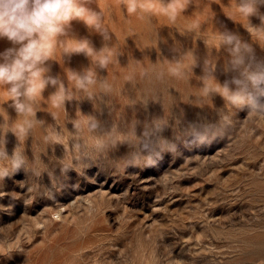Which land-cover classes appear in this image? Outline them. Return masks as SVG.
<instances>
[{
	"label": "rangeland",
	"instance_id": "rangeland-1",
	"mask_svg": "<svg viewBox=\"0 0 264 264\" xmlns=\"http://www.w3.org/2000/svg\"><path fill=\"white\" fill-rule=\"evenodd\" d=\"M143 2L152 7L129 15L123 0H89L87 7L101 12L109 39L82 20L71 21L67 35L60 37L65 45L55 49L45 67L46 75L73 88V99L57 109L50 103L57 88L46 86L35 105L38 123L23 141L11 131L22 117L0 90V139L8 153L22 147L36 165L54 168L64 157L72 168L52 181L45 175L43 185L48 187L39 191L23 172L0 179V247L6 246L0 249V264H137L141 255V264H264V116L237 110L218 93L201 97L206 67L221 85L232 75L223 71L229 57L219 46L218 34L229 29L256 48L257 59H264V33L254 29L264 27V21L260 15H241L239 0H176L175 21L162 11L160 0ZM259 13L264 15V7ZM81 40L96 52L110 48L115 55L107 69L96 65L97 57L64 53L78 49ZM10 47V41L0 38V52ZM107 48L102 55L109 54ZM178 62L182 77L167 71ZM88 70L95 71L98 82L107 79L114 90L105 94L99 84L90 86L94 95L89 98L74 89L69 72ZM215 82L205 81L213 88ZM220 111L230 116L223 136L196 144L182 134L185 122L198 116L217 120ZM87 116L98 127L75 138L73 144L82 143L75 153L71 142H46L50 128L67 135L74 131L73 121L83 124ZM157 117L169 119L164 136L176 140L178 147L162 153L154 164L130 161L132 149L123 141L131 125L136 124L139 135L143 124ZM73 156L80 162L72 164Z\"/></svg>",
	"mask_w": 264,
	"mask_h": 264
},
{
	"label": "clouds",
	"instance_id": "clouds-1",
	"mask_svg": "<svg viewBox=\"0 0 264 264\" xmlns=\"http://www.w3.org/2000/svg\"><path fill=\"white\" fill-rule=\"evenodd\" d=\"M89 0H0V38L7 39L13 47L0 52V90L12 101L15 111L22 117L14 125L11 131L23 141L38 121L36 116V102L41 99L42 92L48 85L55 86L56 92L50 97L53 107L64 108L65 101L73 99V91L65 88L64 83L57 77L46 75L49 71L45 67L46 61L53 58L56 48L65 45L66 41L60 37L67 35V30L73 20H82L86 25L99 32L105 40L109 39L108 31L103 25V16L87 7ZM124 8L129 15L137 13L140 9H150L152 5L145 4L143 0H123ZM162 11L169 14L173 21L176 19L178 4L176 0L163 3L160 0ZM239 13L248 18L252 15H260L264 21V15L259 13V8L264 7V0H239L236 6ZM182 10V9H181ZM264 33V27L255 28ZM219 35V46H223L228 53V60L223 67L226 74H232L230 79L221 85L215 82L210 67H206L204 86L201 89L202 98L212 94H220L229 105L237 110L247 109L248 113L264 116V59H257L254 49L243 41L238 34L222 32ZM78 49L64 53H85L90 57H97L95 63L102 69H107L112 62L110 48L105 47L100 52L94 51L87 40L77 41ZM109 54L102 55L105 49ZM176 63V67L169 68V73L175 77L185 75L184 71ZM69 81L74 82V89L81 90L92 98L94 92H90V86H101V92L110 94L114 88L107 79L98 82L96 73L88 70L83 74L69 72ZM211 79L216 87H209L206 80ZM3 109H0V113ZM229 114L219 112L217 120H209L198 116L193 121H187L183 125L182 134L191 137L192 143H210L223 136L228 129ZM74 131L67 135L63 131L50 128L45 136L49 144L65 145L71 142L70 149L75 153L79 145L73 141L83 131L92 132L97 129L98 122L92 116L83 117L73 121ZM8 129V125L3 126ZM170 127L167 117L153 118L144 123L142 132L138 135L136 124L131 125V131L126 134L123 143H127L131 151L130 161L139 160L144 164H154L162 153L172 152L178 147L177 141L164 136V132ZM96 146L100 147L98 140ZM74 157V156H73ZM58 160L61 163L56 167H49L42 163L36 165L25 156L22 147H16L11 154L5 148V141L0 139V179L9 175L23 172L26 179L37 185V190L47 188L43 185L45 175L49 180H55L58 175H66L72 170L71 165L65 162V158ZM75 157L72 164L78 163Z\"/></svg>",
	"mask_w": 264,
	"mask_h": 264
},
{
	"label": "bare ground",
	"instance_id": "bare-ground-1",
	"mask_svg": "<svg viewBox=\"0 0 264 264\" xmlns=\"http://www.w3.org/2000/svg\"><path fill=\"white\" fill-rule=\"evenodd\" d=\"M212 6H214V4H213ZM211 8H212V7H211ZM216 9H217V8H216ZM210 10H211V9H210ZM213 11H214V10H213ZM237 11H238V10H237ZM235 12H236V11H235ZM216 13H217V12H216ZM229 13H230V12H229ZM213 14H215V13H213ZM237 14H238V12H237ZM215 15H217V14H215ZM262 15H263V13H262ZM251 17H252V16H251ZM223 18H224V17H223ZM234 18H235V17H234ZM214 19H215V17H214ZM214 19H213V20H214ZM220 19H221V18H220ZM220 19H219V20H220ZM232 19H233V18H232ZM222 20H223V19H222ZM227 20H229V19H227ZM227 20H226V23H227ZM235 20H237V19H235ZM215 21H216V20H215ZM217 21H218V19H217ZM250 21H251V19H250ZM250 21H249V23H251ZM201 22H202V21H201ZM228 22H229V21H228ZM221 23H222V22H221ZM226 23H225L224 26H226ZM246 23H247V22H246ZM244 24H245V23H244ZM247 24H248V23H247ZM258 24H259V23H258ZM236 25H237V24H236ZM218 26H219V25H218ZM248 26H249V25H248ZM197 27H198V26H197ZM219 27H221V26H219ZM219 27H217V28H219ZM230 27H231V26H230ZM240 27H241V26H240ZM200 28H201V27H200ZM242 28H243V26H242ZM220 29H221V28H220ZM220 29H219V30H220ZM223 29H224V28H223ZM239 29H240V28H239ZM254 29H255V28H254ZM204 30H205V29H204ZM219 30H218V31H219ZM221 31H222V30H221ZM226 31H227V28H226ZM229 31H230V30L228 29V32H229ZM245 31H246V29H245ZM245 31H244V32H245ZM251 31H252V30H251ZM222 32H223V31H222ZM230 32H231V31H230ZM244 32H243V33H244ZM254 32H255V31H254ZM220 33H221V32H220ZM242 35H243V34H242ZM249 36H250V35H249ZM160 37H161V36H160ZM161 39H162V38H161ZM200 39H202V38H199V39H197V40H200ZM195 40H196V39H195ZM163 41H164V40H163ZM204 41L206 42V40H204ZM209 41H210V40H209ZM209 41H208V42H209ZM199 42H200V41H199ZM202 42H203V41H202ZM258 42H259V41H258ZM206 43H207V42H206ZM211 43H212V42H211ZM262 43H263V41H262ZM184 44H185V43H184ZM193 44H194V43H193ZM213 44H215V43H213ZM216 44H217V43H216ZM216 44H215V45H216ZM263 44H264V43H263ZM166 45H167V44H166ZM208 45H210V44H208ZM194 46H195V44H194ZM210 46H211V45H210ZM212 46H213V45H212ZM170 47H171V46H170ZM204 47H205V46H204ZM196 48H197V47H196ZM198 48H199V45H198ZM211 48H212V47H211ZM215 48H217V50H218L220 47H219V48H218V47H215ZM263 48H264V47H263ZM206 49H207V47H206ZM208 49H209V46H208ZM224 49H225V48H224ZM172 50H173V49H172ZM201 50H202V49H201ZM217 50H216V51H217ZM255 50H256V48H255ZM255 50H254V51H255ZM193 51H195V50L193 49ZM211 51H212V50H211ZM256 51H257V50H256ZM256 51H255V52H256ZM165 52H166V51H165ZM165 52H164V54H165ZM196 52H198V51L196 50ZM204 52H205V51H204ZM222 52H223V50H222ZM262 52H264V51H262ZM262 52H261V53H262ZM155 53H156V50H155ZM171 53H172V52H171ZM205 53H206V52H205ZM225 53H226V52H225ZM197 54H198V53H197ZM262 54H263V53H262ZM200 55H201V54H200ZM216 55H219V54H215V57H217ZM226 55H227V54H226ZM147 56H148V55H147ZM185 57H186V55H185ZM200 57H201V56H200ZM263 57H264V56H263ZM169 58L171 59V57H169ZM181 58H182V57H181ZM186 58H187V57H186ZM193 58H194V57H193ZM201 58H202V57H201ZM205 58H206V57H205ZM219 58H220V57H219ZM226 58H227V57H226ZM256 58H257V57H256ZM148 59H149V58H148ZM194 59H195V58H194ZM212 59H214V58H212ZM183 60H184V58H183ZM204 60L207 61L206 59H204ZM222 60H224V59H221V61H222ZM171 62H172V61H171ZM171 62H170V63H171ZM181 62H182V59H181ZM189 62H190V61H189ZM194 62H195V61H194ZM154 63H155V61H153V64H154ZM165 63H166V62H165ZM182 63H183V62H182ZM196 63H197V61H196ZM220 63H221V62H220ZM171 64H172V63H171ZM163 65H164V64H163ZM173 65H174V64H173ZM187 65H188V64H187ZM154 66H155V65H154ZM154 66H153V67H154ZM157 66H158V65H157ZM204 66H205V65H204ZM184 67H185V66H184ZM184 67H183V68H184ZM188 67H189V66H188ZM197 67H198V66H197ZM165 69H167V68H165ZM182 70H183V69H182ZM184 70H185V69H184ZM199 70H200V69H199ZM147 71H148V70H147ZM165 71H166V70H165ZM167 71H168V70H167ZM190 71H191V70H190ZM205 71H206V70H205ZM145 72H146V71H145ZM168 72H169V71H168ZM192 72H193V71H192ZM155 73H156V72H155ZM147 74H148V73H147ZM156 74H157V73H156ZM168 74H169V73H168ZM186 74H187V73H186ZM161 75H162V74H161ZM170 75H171V74H170ZM170 75H169V76H170ZM187 75H188V74H187ZM198 75H199V74H198ZM193 76H194V74H193ZM200 76H201V75H200ZM164 77H166V76L164 75ZM162 78H163V77H162ZM171 78H172V77H171ZM191 78H192V77H191ZM198 78H199V77H198ZM201 78H202V77H201ZM215 78H216V77H215ZM154 79H155V77H154ZM173 79H174V78H173ZM181 79H182V78H181ZM177 80H178V79H177ZM179 80H180V78H179ZM203 80H204V79H203ZM203 80H202V81H203ZM219 80H220V79H219ZM219 80H218V81H219ZM166 81H167V80H166ZM169 81H170V80H169ZM172 81H174V80H172ZM198 81H199V80H198ZM157 82H158V81H157ZM175 82H177V81L175 80ZM180 82H181V81H180ZM189 82H190V80H189ZM199 82H200V81H199ZM148 83H149V82H148ZM153 83H154V85H155L154 80H153ZM210 83H211V79H210ZM218 83H219V82H218ZM157 84H158V83H157ZM159 84H160V83H159ZM171 84H174V83H171ZM182 84H183V83H182ZM188 84H189V83H188ZM199 84H200V83H199ZM201 84H202V82H201ZM212 84H213V83H211V85H212ZM214 84H215V83H214ZM219 84H220V83H219ZM222 84H223V83H222ZM149 85H150V84H149ZM176 85H177V84H176ZM195 85H197V82H196ZM202 85H203V84H202ZM185 86H186V85H185ZM190 86H191V85H190ZM188 87H189V85H188ZM188 87H187V88H188ZM199 87H200V86H199ZM170 88H171V87H170ZM172 88H174V87H172ZM176 88H177V87H176ZM197 89H198V88H197ZM163 90H164V89H163ZM172 91H173V90H172ZM172 91H171V92H172ZM189 91H190V90H189ZM193 91H194V89H193ZM193 91H192V92H193ZM198 91H199V90H198ZM199 92H200V91H199ZM190 93H191V92H190ZM195 93H197V92H195ZM187 94H188V93H187ZM193 94H194V93H193ZM197 94H199V93H197ZM169 95H170V94H169ZM174 95H175V93H174ZM195 95H196V94H195ZM194 97H195V96H194ZM214 97H215V95H214ZM173 98H174V96H173ZM216 98H217V96H216ZM165 99H166V98H165ZM196 99H197V98H196ZM198 99H199V97H198ZM217 99H218V98H217ZM214 100H215V99H214ZM220 101H221V100H220ZM222 101H223V99H222ZM197 102H198V100H197ZM225 102H226V101H225ZM218 103H219V102H218ZM218 103H217V104H218ZM221 103H222V102H221ZM198 104H199V102H198ZM214 104H215V103H214ZM223 105H224V103H223ZM218 106H219V105H218ZM220 106H221V105H220ZM224 106H225V105H224ZM221 107H223V106H221ZM201 109H202V108H201ZM201 109H200V110H201ZM201 112H202V111H201ZM56 118H57V117H56ZM71 119H72V118H71ZM52 120H54V118H53ZM54 122H56V121H54ZM54 122H53V123H54ZM68 127H69V126H68ZM71 130H74V129H71ZM67 134H68V133H67ZM80 135H81V134H80ZM96 135H97V134H96ZM90 136H91V135H90ZM90 136H88V137H90ZM92 136H93V135H92ZM77 137H78V136H77ZM88 137H87V138H88ZM97 137H98V136H97ZM93 138H94V137H93ZM89 139H90V138H89ZM97 139H98V138H97ZM79 140H80V137H79ZM84 140H85V139H84ZM87 140H88V139H86V141H87ZM93 140L96 141L95 138H94ZM93 140H92V141H93ZM86 141H85V142H86ZM92 141H91V142H92ZM10 142H11V141H10ZM82 142H83V140H82ZM85 142H83V143H85ZM80 143H81V142H80ZM80 143H79V144H80ZM86 143H87V142H86ZM76 144H77V143H76ZM76 144H74V145H76ZM79 144H78V145H79ZM81 144H82V143H81ZM88 144H89V141H88ZM88 144H87V146H88ZM85 145H86V144H85ZM8 146H9V145H8ZM87 146H86V147H87ZM10 147H11V146H10ZM8 148H9V147H8ZM84 148H85V147H84ZM260 180H261V179H260ZM260 180H259V183L261 182ZM252 181H254V180H252ZM252 181H251V182H252ZM256 182H257V180H256ZM256 182H255V183H256ZM262 182H264V181H262ZM253 183H254V182H253ZM255 183H254V184H255ZM259 183H257V184L260 185ZM252 185H253V184H252ZM247 187H248V185H247ZM248 188H249V187H248ZM253 188H255V186H254ZM233 189H234V188H233ZM250 189H251V188H250ZM255 189H257V188H255ZM252 191H253V190H252ZM252 191H251V192H252ZM255 192H256V191H255ZM255 192H253V194H254ZM259 193H260V195H261V192H259ZM253 194H252V195H253ZM248 195H249V194H248ZM253 199H254V198H253ZM259 200H261V199H259ZM261 202H262V201H261ZM263 202H264V201H263ZM252 203H253V202H252ZM255 203H257V202H255ZM263 204H264V203H263ZM259 205H260V204H259ZM59 215H60V214H59ZM20 218H21V217H20ZM21 219H22V218H21ZM21 219H20V220H21ZM22 220H23V219H22ZM25 222H26V221H25ZM19 223H20V222H19ZM22 223H24V222H22ZM22 223H20V224H22ZM36 224H38V223H36ZM18 225H19V224H18ZM17 227H18V226H17ZM14 228H15V227H14ZM262 228H263V227H262ZM15 229H16V228H15ZM81 229H82V228H81ZM84 229H85V228H84ZM12 230H13V229H12ZM19 230H20V229H19ZM79 230H80V228L78 229V231H79ZM15 231H17V229H16ZM15 231H14V232H15ZM14 232H12V234H13ZM17 232H18V231H17ZM17 232H16V233H17ZM80 232H81V231H80ZM87 232H88V231H87ZM259 232H260V231H259ZM3 233H5V232H3ZM77 233H78V232H77ZM77 233H74V235H75V234L77 235ZM5 234H6V233H5ZM17 235H18V234H17ZM82 235H83V234H82ZM85 235H87V234H85ZM90 235H91V234H90ZM92 235H93V234H92ZM80 236H81V235H80ZM93 236H94V235H93ZM257 236H259V235H257ZM6 237H8V236H6ZM82 237H83V236H82ZM82 237H81V238H82ZM86 237H87V236H86ZM86 237H84V238H86ZM94 237H95V236H94ZM78 238H79V237H78ZM256 238H257V237H256ZM75 239H76V237H75ZM69 240H70V239H69ZM96 240H97V238H96ZM66 241H68V240H66ZM70 241H71V240H70ZM78 241H79V240H78ZM78 241H77V242H78ZM91 241H92V240H91ZM94 241H95V240H94ZM94 241H93V242H94ZM253 241H254V240H253ZM8 242H9V241H8ZM8 242H7V243H8ZM250 242H251V241H250ZM254 242H255V241H254ZM5 243H6V242H5ZM96 243H97V242L95 241V243H93V244L95 245ZM80 244H81V243H80ZM87 244H88V243H87ZM1 245H2V244H1ZM8 245L10 246V244H7V246H8ZM54 245H55V244H54ZM69 245H70V244H68V246H69ZM85 245H86V244H85ZM91 245H92V243H90V246H91ZM73 246H74V245H73ZM80 246L82 247V246H84V244H83V245H80ZM96 246H97V245H96ZM1 247H3V246H1ZM1 247H0V249H1ZM69 247H70V246H69ZM141 247H142V245H141ZM5 248H6V246H5ZM5 248L3 247L4 250H5ZM59 248H60V247H59ZM83 248L85 249V247H83ZM86 248H87V246H86ZM88 248H89V246H88ZM88 248H87V249H88ZM91 248H92V247H91ZM91 248H89V249H91ZM51 249H52V248H51ZM53 249H54V248H53ZM143 249H144V248H143ZM1 250H2V249H1ZM64 250H65V249H64ZM81 250H82V249H81ZM81 250H80V251H81ZM140 250H141V249H140ZM74 251H77V250H74ZM143 251H144V250H143ZM143 251H140V252H143ZM51 252H52V251H51ZM77 252H79V251H77ZM77 252H75V253H77ZM83 252H85V250H84ZM92 252H93V250H92ZM49 253H50V252H49ZM57 253H58V252H57ZM70 253H71V251H70ZM79 253H80V252H79ZM133 253H134V252H133ZM135 253H136V252H135ZM54 254H55V253H54ZM61 254H62V253H61ZM67 254H68V253H67ZM89 254H91V253H89ZM137 254H138V253H137ZM141 254H142V253H141ZM257 254H258V253H257ZM257 254H255V255H257ZM76 255H77V254H76ZM97 255H98V254H97ZM133 255H135V254H133ZM138 255H139V254H138ZM255 255L253 254V256H255ZM59 256H60V254H59ZM135 256H136V255H135ZM141 256H143V255H141ZM141 256H138V257L140 258ZM257 256H259V255H257ZM263 256H264V255H263ZM53 257H54V256H53ZM71 257H73V256H71ZM74 257H75V254H74ZM84 257H85V256H84ZM91 257H92V256H90L88 259H90ZM99 257H100V256H99ZM99 257H98V258H99ZM48 258H49V257H48ZM66 258H67V256H66ZM68 258H69V257H68ZM98 258H97V259H98ZM131 258H132V257H131ZM139 258H138V259H139ZM143 258H144V256H143ZM262 258H263V257H262ZM54 259H55V257H54ZM69 259H71V258H69ZM72 259H73V258H72ZM72 259H71V260H72ZM75 259H76V258H75ZM81 259H82V258H81ZM99 259H101V258H99ZM103 259H104V258H103ZM135 259H136V257H135ZM138 259H137V261H140V263L137 262V264H141V261H142V260H141V259L138 260ZM145 259H146V258H145ZM145 259H144V262L146 261ZM77 260H78V259H77ZM83 260H84V259H83ZM94 260L96 261V257H94L93 261H94ZM130 260H131V262H132V259H130ZM51 261H52V260H51ZM95 261H94V262H95ZM97 261H99V264H100V260H97ZM101 261H102V259H101ZM43 262H44V261H43ZM70 262H71V261H70ZM82 262H84V261H82ZM85 262H87V261H85ZM91 262H92V261H91ZM88 263H89V260H88ZM92 263H93V262H92ZM96 263H98V262H96ZM109 263H110V262H109ZM109 263H108V264H109ZM133 263H134V261H133ZM142 263H143V261H142ZM47 264H48V263H47ZM83 264H87V263H83ZM104 264H106V263H104ZM135 264H136V262H135ZM146 264H147V263H146Z\"/></svg>",
	"mask_w": 264,
	"mask_h": 264
}]
</instances>
